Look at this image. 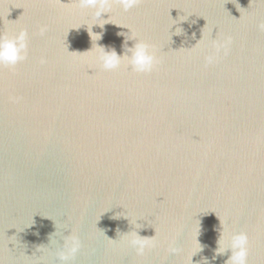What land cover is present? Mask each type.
Segmentation results:
<instances>
[{
  "label": "water",
  "instance_id": "water-1",
  "mask_svg": "<svg viewBox=\"0 0 264 264\" xmlns=\"http://www.w3.org/2000/svg\"><path fill=\"white\" fill-rule=\"evenodd\" d=\"M91 15L75 0H0V34L30 36L28 59L0 66V264H189L198 226L191 264H226L221 221L247 233L248 264H264V2L114 5L102 19L117 25L93 26L99 41L73 29ZM124 27L155 47L151 73L80 55L95 43L123 55L136 43ZM229 36V54L206 66L212 40ZM155 228L161 245L142 257L108 240ZM72 235L81 248L63 262Z\"/></svg>",
  "mask_w": 264,
  "mask_h": 264
},
{
  "label": "clouds",
  "instance_id": "clouds-1",
  "mask_svg": "<svg viewBox=\"0 0 264 264\" xmlns=\"http://www.w3.org/2000/svg\"><path fill=\"white\" fill-rule=\"evenodd\" d=\"M264 2V0H262ZM142 0H75L76 7L80 11L92 10L91 22L81 24L87 25L88 33L92 41H99L102 39V33H94L93 26H99L101 29L104 28L106 24H115L112 22V16L108 20L102 19L103 14L111 13L114 5H118L123 8L125 12L130 11L131 9L137 7ZM182 19L181 21H185ZM235 19V18H234ZM242 19L241 18L239 20ZM236 20V19H235ZM237 20V21H239ZM117 25V24H115ZM119 26V25H118ZM207 27V26H206ZM204 27L203 29H205ZM127 28V27H124ZM259 31L264 32V22L257 24ZM130 30V35L126 36V40H135L136 43L132 47H127L125 45V52L123 55L117 54L115 49H106L104 46L98 44H93V47L90 51H87L80 55H93L94 60L97 66L105 71H113L118 69L122 63H127L134 72L147 74L151 73L156 66L159 64L157 58L156 49L153 45H150L143 40L137 38V34L134 30ZM47 32V27L43 26L40 28V35H44ZM125 35V33H120ZM176 34H180V30H177ZM204 36L195 47V49L200 46L203 41ZM232 37H227L223 41L221 40H212L211 46L214 48V52L205 56V63L207 65L214 64L219 61L221 58V53L224 56H227L230 51V46L232 44ZM30 52V36L27 28H20L19 31L8 35L5 33L0 34V66H6L11 69H14L18 64L28 59ZM131 53V56H128L127 53ZM41 64L46 63L45 59H41ZM10 100L13 103L18 102V97H10ZM220 219V218H219ZM221 221V220H220ZM225 226V231L222 234L221 239L218 241L217 255H223L229 250L231 255L226 261V264H248V258L250 254V241L246 232H235L228 230L226 226V221H221ZM143 225L137 224V228H142ZM155 236L153 237H143L139 235L138 231H132L129 234L120 236L117 240H112L108 238L110 242L120 241L123 245L133 250L136 256L142 257L147 252L152 251L160 247V233L157 228H155ZM200 233V228L198 226L196 235L194 237V246L195 251L189 257V264H191L192 257L197 253L203 250L201 244L198 241V236ZM59 234L56 232L50 237V245H57V237ZM60 239L63 240L62 247L58 250V257L61 261L67 262L69 259L75 256V254L81 248V241L75 235L72 236H61ZM41 246L40 248H43ZM167 253L170 255H179L182 253L183 249L181 247L175 246V241L169 243Z\"/></svg>",
  "mask_w": 264,
  "mask_h": 264
}]
</instances>
